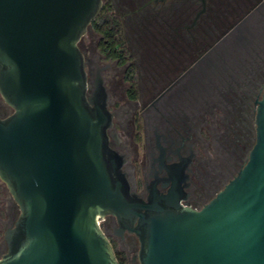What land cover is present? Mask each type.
Segmentation results:
<instances>
[{
	"label": "water",
	"instance_id": "95a60500",
	"mask_svg": "<svg viewBox=\"0 0 264 264\" xmlns=\"http://www.w3.org/2000/svg\"><path fill=\"white\" fill-rule=\"evenodd\" d=\"M101 0H0V180L19 207L0 264H119L103 230L135 235L138 264H264V94L256 142L201 210L174 190L131 187L110 147L112 117L92 94L78 42Z\"/></svg>",
	"mask_w": 264,
	"mask_h": 264
},
{
	"label": "flooded vegetation",
	"instance_id": "af4514ba",
	"mask_svg": "<svg viewBox=\"0 0 264 264\" xmlns=\"http://www.w3.org/2000/svg\"><path fill=\"white\" fill-rule=\"evenodd\" d=\"M78 49L142 199L174 190L201 210L244 168L264 94V0H101ZM19 214L0 180V258ZM101 224L118 263L138 264L135 235L111 216Z\"/></svg>",
	"mask_w": 264,
	"mask_h": 264
}]
</instances>
